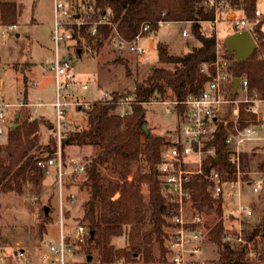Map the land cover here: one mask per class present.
Wrapping results in <instances>:
<instances>
[{
  "label": "trees",
  "instance_id": "trees-1",
  "mask_svg": "<svg viewBox=\"0 0 264 264\" xmlns=\"http://www.w3.org/2000/svg\"><path fill=\"white\" fill-rule=\"evenodd\" d=\"M213 4L210 5V2ZM93 3L100 12L109 11L112 27L101 25L98 33L91 36L84 28L79 33L88 44L95 48L104 41L111 39L114 31L126 42L132 41L139 33L142 25L148 24V34H155L161 23L190 24V33L198 43L182 55H172L167 47L156 45L158 62L171 65L152 68L149 75L141 82L135 83L134 89L126 95H134L135 100L130 105L128 114H115L116 102L122 95L112 93L109 100H97L85 111V126L78 130H68L64 133L61 147L90 146L95 149L85 168V179L82 186L89 194L88 206L84 219L87 222L88 235L82 246L90 256V249L95 251L100 264L121 262L135 264L141 259L147 264L152 259L148 244L155 241L164 257L167 250L163 248V227L166 218L170 216L173 205H166L163 192L164 185L159 179L158 165L160 155L167 145L164 136H155L147 128L145 119V103L151 99L162 100L171 97L173 101H183L187 96L197 94L207 80L201 72L202 66L215 59L216 38L213 28L204 32L202 24L213 23L217 9L229 6L243 11L250 17L256 11L258 0H82ZM218 4V5H216ZM78 5L75 6V9ZM22 12L18 0H0V25H17ZM252 37L257 47L264 46V33L261 22L251 28ZM77 41V47H80ZM77 49V50H78ZM78 52V51H77ZM227 57L232 59L229 67L233 78L244 75L247 79V89L250 95L256 94L264 100V59L256 57L257 50L245 62L237 64L234 57L225 49ZM230 97L234 100V96ZM258 100V99H257ZM177 112L182 107L176 105ZM238 128L243 129L255 122V113L251 104L238 105ZM38 121L27 117L21 125L11 128L7 134L6 145L0 148V186L5 189L22 191L23 184L31 183L39 193L43 177L36 166L37 156L41 153L51 155L56 148V140L51 139L44 150L39 152L37 141ZM248 124V125H247ZM227 129L232 125L220 124L213 133L207 147H214V154L208 156L202 167V173L195 176L191 183L192 206L201 214L213 213L219 220L207 230V235L218 247L217 264H249L248 245L257 236V228L243 231L240 242L226 241L222 218V198L212 197L210 183L206 176L211 170L222 173L225 181L236 179V169L229 160V149L225 144ZM246 154L240 155V170L245 166ZM136 167L132 179L128 181L131 165ZM113 169L118 172L114 182L106 181L103 170ZM147 190L148 199L145 202L143 191ZM90 202L93 208H90ZM44 214V207L42 209ZM150 227L145 229L146 222ZM41 230L43 227L41 226ZM126 235L127 247L115 248L113 239ZM238 236L236 235V239ZM2 237L0 235V241ZM87 246V247H86ZM90 246V247H89ZM255 249V248H254Z\"/></svg>",
  "mask_w": 264,
  "mask_h": 264
},
{
  "label": "rangeland",
  "instance_id": "rangeland-1",
  "mask_svg": "<svg viewBox=\"0 0 264 264\" xmlns=\"http://www.w3.org/2000/svg\"><path fill=\"white\" fill-rule=\"evenodd\" d=\"M60 1L66 3L70 10L71 6H77L80 2V0ZM18 3L22 5V12L18 19L17 29L3 34V27L0 25V80L2 81L0 99L5 104L19 103L23 101L20 91L23 87L28 89L26 101L29 106L12 108L10 129L14 125L24 123L27 117L36 119L39 122L37 141L40 146L39 152H35L37 155L44 150V146L51 139H55L54 134L47 129L48 124L54 123L55 120L54 109L50 105L54 101V81L50 77L51 72L48 71V63L53 57L54 50L50 33L53 20V0H18ZM256 11H259V16H256L254 12L250 17H246L241 10L229 6L221 7L216 11L217 22L213 23V26L210 23L202 24L203 31L209 32L213 28L216 43L225 50L224 40L236 32L231 24L235 18H245L252 23L251 26L244 28L249 32H251V28L261 22V31L264 33V0L257 2ZM184 30L188 32L187 37L181 35ZM150 38L154 40L153 50L149 49ZM157 44L165 45L167 52L172 55L186 53L189 51L190 44L193 47L198 45L190 33V24L189 26L171 24L170 26L159 25L158 31L154 35L151 34L140 41V45L147 49L146 57L140 63L135 60L131 52L125 48H119L111 39L104 41L98 48L88 44L86 40L80 42L79 49L77 44H72L69 49L68 44L61 46L60 55L70 61L75 78L73 88L69 92L74 95V98L82 102H89V104L99 100L103 93L126 95L127 92L134 89L135 83L143 81L149 75L152 68L171 67L169 64L163 65L158 62ZM256 50V57L264 59V46L257 47L256 45ZM229 60L232 62L231 58ZM10 74L12 75L10 76ZM231 77L232 79L237 78H233L232 73ZM239 79L247 81L244 75H241ZM33 83H36L35 87L32 86ZM82 85H86L87 89L83 90ZM259 98L256 94L250 95L248 89L247 92L242 93L238 91V88L234 96V100L241 101L238 105L251 104L253 106L251 111L255 113V122L249 124L256 125L259 131L258 139L250 141L244 146L243 153L246 154L247 159L244 161L245 166L239 175L240 203L236 195L238 189L231 188L229 185L225 186V191L231 190L234 194L224 199L221 218L224 227L222 237L223 239L224 236L229 237L230 241H236V235L240 237L243 231L257 228V236L248 245L250 249V253L247 255L249 264H264V100ZM257 99L260 102H256ZM173 100L171 97L162 99V101L171 104L168 106L162 104L144 105L146 128L150 130L151 134L164 136L166 140L177 126L175 115L177 112L172 104ZM36 104L42 105L37 107ZM234 107V104L229 106L223 116L228 123L234 117ZM81 110L83 111L78 108L70 110V130H78L85 126L86 110ZM120 111L121 108L118 107L114 113L118 114ZM39 113H42L45 119L37 116ZM6 142L7 135L0 137V148L4 147ZM62 153L64 160L85 161L94 155L95 149L90 146L72 145L62 148ZM135 167L136 164L133 163L131 165L132 172L129 174L130 180ZM189 168L195 170L193 165ZM103 174L107 182H114L118 178V172L110 168L104 169ZM68 179L70 178L63 177L62 179L64 201L62 232L64 234H72L78 224L87 226L84 216L89 201V194L82 186L85 175L81 174L73 179V182L71 179L68 182ZM258 181H261L262 186L257 192H253V187ZM69 194H75L77 198V201L72 205L68 204ZM143 197L146 202L148 199L147 190L143 191ZM58 198V181L53 170L49 171L47 176L42 177L39 193H36L35 187L31 183L23 184L22 191L19 193L14 189H5L0 186V235L2 237L0 257H4L8 264L21 263L14 257L11 259L15 251L22 250L29 257L38 260L41 252L48 250L50 244L58 246L60 234ZM45 206L49 208L47 216H44L42 212ZM191 211V209L184 211L188 218ZM202 216L203 227L207 233L209 227H212L219 218L213 213L202 214ZM41 226L43 230H41ZM148 227H150L149 221L146 222L145 229ZM166 227V225L163 227V233ZM165 242L164 236L163 248H165ZM112 244L117 249L126 248V235L113 239ZM77 247L72 253L64 255V264H100L95 251L90 249V256H88L84 248L77 250ZM148 248L152 260L147 264H174L171 263V258L167 253L164 257L160 256L158 244L154 240L148 244ZM184 248L187 251L184 252L183 264H217L218 247L207 234L197 241L185 237ZM196 249V252H192ZM88 257H90L89 260H87ZM54 260L55 263L59 262L58 258ZM112 264L124 263L115 262ZM135 264H143V262L141 259H137Z\"/></svg>",
  "mask_w": 264,
  "mask_h": 264
},
{
  "label": "built area",
  "instance_id": "built-area-1",
  "mask_svg": "<svg viewBox=\"0 0 264 264\" xmlns=\"http://www.w3.org/2000/svg\"><path fill=\"white\" fill-rule=\"evenodd\" d=\"M213 1L210 2V5ZM78 8L68 9L64 2L60 0H53V24L51 30V40L54 44L53 57L48 63L49 71L54 79L55 100L53 102V109L55 120L53 123V134L56 140L55 151L49 155L41 153L37 156L36 166L41 170L43 176H47L49 171H55L58 181L59 198V225L60 234L58 246L49 245L48 250L41 252L38 260H32L22 250L15 251L12 257L21 261L20 264H64V255L72 253L79 244L85 241L88 235L86 225L78 224L72 234H64L62 232L63 226V195H62V179L69 177L71 182L76 177L85 173L88 161H81L79 159L64 160L61 141L64 133L70 130V110L77 109L80 111L88 110L91 106L89 102L79 101L74 98V95L69 91L73 88L75 78L73 74V67L69 60L64 59L60 55V47L68 44H77V41H85L80 36V29L84 28L91 36L98 33V28L101 25L112 27L109 19V11L100 12L93 3L82 2L78 3ZM218 5V4H216ZM255 15L259 16V11H255ZM217 20L215 19L214 23ZM173 23L165 22L160 25L170 26ZM232 27L235 31L244 30L245 27L252 25L245 18H235L231 21ZM2 33L12 32L17 29V25L2 26ZM149 31V25H142L139 33L135 38L126 42L118 36L114 31L111 40L119 48H125L131 52L135 60L140 63L147 54V49L139 44V41L144 37L143 34ZM182 37H187L188 32L184 30L181 33ZM231 61L226 55L225 50L218 44L215 49V59L208 64L202 66L201 72L207 77L202 89L194 95L187 96L183 101H173L174 106L180 105L181 112H177V126L174 132L167 137V145L162 150L160 155V163L158 165L159 179L164 185L166 205H173L174 208L170 210V216L167 217V227L164 230L165 234V248L167 254L171 258V263L183 264L185 237H190L193 240L201 239L206 234L203 227V216L201 213L194 211L192 204V193L190 183L192 179L202 173L203 162L208 156L214 154V147H207V142L213 138V133L217 126L222 124L227 126L228 122L223 118L225 111L232 104L235 105L233 109L234 117L229 123H232V129H227L225 137V144L229 149V162L235 166L236 179L234 181H225L222 173L218 170H211L206 176L210 183V193L213 198L226 199L234 193L231 190H224L225 186L237 188V198L240 203L239 191V175L240 170V155L244 150L245 144L250 141L257 140L258 128L256 125H250L243 129L238 128L239 114L238 103L241 101L233 100L230 97L232 89V77L230 73ZM82 89L86 90L87 86L82 85ZM238 91L247 92V81L240 80ZM111 97L108 93H103L101 100H109ZM99 99V100H100ZM135 100L134 95L120 97L116 102V108L120 107V116L128 114L131 103ZM256 102H260L257 100ZM146 105H171L166 101L158 99H151ZM25 108L27 104L20 101L16 104H5L0 99V137L7 135L10 129V112L12 108ZM115 108V109H116ZM86 117V115H85ZM30 121L33 119L30 118ZM195 167V170H190L189 167ZM68 179V182L70 181ZM128 180L130 178L128 177ZM262 186L261 181H258L253 187V192H257ZM68 204H74L77 201L75 194H69ZM239 207H241L239 205ZM192 210L188 218L184 211L186 209ZM230 241L229 237L225 238ZM236 241L240 242L238 237ZM193 250L192 252H196ZM58 258L59 262L55 263ZM36 260V261H35ZM35 261V262H34ZM0 264H8L4 257H0Z\"/></svg>",
  "mask_w": 264,
  "mask_h": 264
},
{
  "label": "water",
  "instance_id": "water-1",
  "mask_svg": "<svg viewBox=\"0 0 264 264\" xmlns=\"http://www.w3.org/2000/svg\"><path fill=\"white\" fill-rule=\"evenodd\" d=\"M224 46L226 51L234 57V61L237 64L247 61L256 50V43L248 30L236 31L233 34L229 35L224 40ZM192 47L193 45L190 44L188 49L191 50ZM79 53L80 50L78 51V54ZM239 83H240L239 78H234L232 80V89H231L232 96H235ZM14 127H16V125H14ZM142 129L145 133H147V128L145 124L142 126ZM90 208L91 209L93 208L92 202H90ZM48 211L49 208L45 206L44 214L47 215ZM89 259L90 257H88L87 260Z\"/></svg>",
  "mask_w": 264,
  "mask_h": 264
},
{
  "label": "crops",
  "instance_id": "crops-1",
  "mask_svg": "<svg viewBox=\"0 0 264 264\" xmlns=\"http://www.w3.org/2000/svg\"><path fill=\"white\" fill-rule=\"evenodd\" d=\"M80 1H82V0H80ZM259 1V0H258ZM65 5H66V3H65ZM75 6L76 5H73V6H71V9H75ZM52 7H53V5H52ZM66 7H67V5H66ZM52 17H53V13H52ZM52 24H53V20H52ZM173 24H176V23H173ZM172 24V25H173ZM186 25H188L189 26V24H187V23H185ZM51 30H52V26H51ZM50 33H51V31H50ZM149 35H151V34H148V35H145L142 39H144V38H146L147 36H149ZM17 37H18V34L16 35ZM141 39V40H142ZM140 40V41H141ZM140 41H139V44H140ZM154 46H155V44H154V40L152 39V38H150V40H149V49L150 50H153V48H154ZM48 71H49V69H48ZM50 72V71H49ZM12 74H10V76H11ZM50 77L53 79V76H52V74H50ZM53 81H54V79H53ZM2 83V81L0 80V84ZM32 86L33 87H35L36 86V83H33L32 84ZM21 92V94H22V96H23V101L22 102H24V103H26L27 104V107L29 106V103H28V101H26V99H27V96H28V89H25L24 87H23V89L20 91ZM0 93H1V91H0ZM54 100H55V87H54ZM26 101V102H25ZM54 102V101H53ZM53 102L52 103H50V105H51V107L53 108ZM37 105V107H39V106H41L42 104H36ZM34 114V113H33ZM36 115V114H35ZM17 116V115H16ZM37 116H41V117H44V115L42 114V113H39ZM44 119H45V117H44ZM53 123H49L48 124V130L49 131H51L52 133H53ZM259 131V130H258ZM31 259H34L33 257H30ZM11 259H12V256H11Z\"/></svg>",
  "mask_w": 264,
  "mask_h": 264
}]
</instances>
